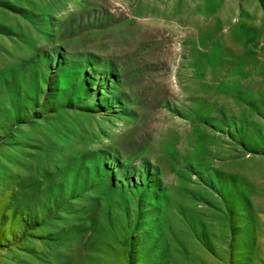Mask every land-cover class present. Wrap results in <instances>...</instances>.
<instances>
[{
  "label": "rangeland",
  "instance_id": "obj_1",
  "mask_svg": "<svg viewBox=\"0 0 264 264\" xmlns=\"http://www.w3.org/2000/svg\"><path fill=\"white\" fill-rule=\"evenodd\" d=\"M0 264H264V0H0Z\"/></svg>",
  "mask_w": 264,
  "mask_h": 264
}]
</instances>
